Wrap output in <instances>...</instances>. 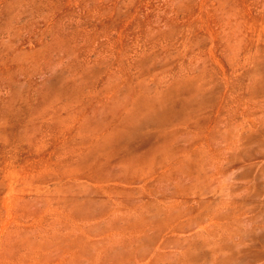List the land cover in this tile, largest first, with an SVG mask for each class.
Returning a JSON list of instances; mask_svg holds the SVG:
<instances>
[{"label": "rangeland", "instance_id": "rangeland-1", "mask_svg": "<svg viewBox=\"0 0 264 264\" xmlns=\"http://www.w3.org/2000/svg\"><path fill=\"white\" fill-rule=\"evenodd\" d=\"M0 264H264V0H0Z\"/></svg>", "mask_w": 264, "mask_h": 264}]
</instances>
